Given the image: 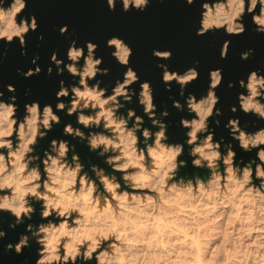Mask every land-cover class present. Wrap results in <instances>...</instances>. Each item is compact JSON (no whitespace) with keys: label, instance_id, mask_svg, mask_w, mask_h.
<instances>
[{"label":"clouds","instance_id":"9594fccd","mask_svg":"<svg viewBox=\"0 0 264 264\" xmlns=\"http://www.w3.org/2000/svg\"><path fill=\"white\" fill-rule=\"evenodd\" d=\"M106 2L114 12L118 0ZM185 2L191 6L196 0ZM119 3L125 13L143 12L150 0ZM26 9L27 0H0V41L18 40L21 49L26 48L27 34L39 27L35 15H22ZM245 17H250L256 33L264 34V0H201L196 35L220 30L228 36L243 35ZM59 31L67 33V25ZM230 44V40L223 42L222 60L227 59ZM106 46L114 49L111 56L126 69L110 94L97 79L109 74L108 68L101 67L103 58L95 55L98 45L86 42L85 54V47H78L75 40L66 52L68 63L58 59L57 52L50 57L57 75L67 71L74 80L78 78L70 85L59 82L55 110L33 101L24 105L25 115L19 118L17 97L5 101L0 91V213L14 217L9 224L14 230L33 219L39 204L40 219L46 221L28 223L30 235L21 234L6 249L21 255L34 241L39 246L35 264H264V127L249 132L239 117L224 124L242 152L255 150L254 157L238 160L233 144L223 136L215 139V127L210 126L219 127L220 119L211 118L223 115L216 92L223 81L222 70H210L207 93L197 99L193 93L185 96L187 86L199 79L196 67L181 74L158 63L166 90H172L174 81L179 95L185 97L183 104L170 97L172 107L191 116L179 120V127L187 129L186 140L169 142L165 122L169 112L165 109L157 115L151 83L140 82L130 66L132 48L117 36L107 39ZM253 54L250 48L240 58L248 60ZM152 55L164 61L171 59L172 52L153 49ZM37 60L38 55L32 64ZM52 72L48 67L47 74ZM40 73L36 66L23 76ZM261 73L253 70L246 80L229 82L228 88L238 83L245 90L237 94L238 107L230 108L233 114L239 110L264 121ZM136 83L138 95L132 88ZM7 91L16 89L9 84ZM134 97L151 128L144 126V117L134 109L128 108L126 115L121 112ZM57 112L76 116L82 127L66 123L63 135L86 143L107 168L91 163L86 167L76 144L66 139L53 138L42 155L37 151L39 142L62 122ZM186 146L192 168L206 175L199 171L181 175L189 166L188 160L181 159ZM6 235L0 230V239Z\"/></svg>","mask_w":264,"mask_h":264},{"label":"water","instance_id":"95a60500","mask_svg":"<svg viewBox=\"0 0 264 264\" xmlns=\"http://www.w3.org/2000/svg\"><path fill=\"white\" fill-rule=\"evenodd\" d=\"M22 15L27 17L35 15L39 25L35 32L30 31L27 34L26 48L21 49L18 40H14L11 44L0 41V91L4 92L2 99L5 101L13 95L17 97L19 118L25 115L24 105L33 101H38L41 108L45 104H50L55 110L58 102L55 94L59 90V82L64 80L66 85H70L78 81V78L74 80L67 71L63 75H57L56 66L50 59L51 54L57 52L58 59L68 63L66 52L73 40L77 42L78 47H85L88 41L98 45L95 55L97 58H103L101 67L108 68L109 74L98 76L97 79L102 81L101 87L107 88L110 94L116 80L122 81L123 73L126 71L125 67L111 56L114 49L106 46L107 39L117 36L132 48L130 66L139 75L140 82L151 83L154 102L158 109L157 115L165 109L169 112V116L165 118V122L169 123V142L183 143L186 140L187 129L179 127V120L181 117L191 118V116L186 110L181 112L172 107V99L179 100L183 104L185 97L179 95L180 87L174 81L172 90H166L162 81V70L156 65L167 64L170 71L181 74L190 67H196L200 73L199 79L187 86L185 96L193 93L197 99L207 93L210 70L219 68L222 70L223 81L216 89L220 97L217 107L222 110L223 115L211 118L213 121L215 119L221 121L219 127L214 123L210 124L211 127H215V139L219 140L223 136L226 143L231 142L238 154V160L243 157L247 161L255 156V150L251 154L242 152L238 142L232 141L228 130L224 128L228 119L233 117H239L241 126L249 132L264 127V121L253 115H245L239 110L235 114L230 111L231 106L238 107L237 94L245 90L239 88L238 83L236 87L230 89L229 82L246 80L247 75L257 69L264 74V34L254 31L250 17H245L247 30L243 35L228 36L224 30H220L209 32L205 36H197L196 31L200 26L201 18V0H196L191 6H188L185 0H150L145 11L139 12L133 9L127 13L122 11L119 0L114 12L109 11L106 0H27V9ZM64 25H67L68 32L61 35L59 29ZM41 35L44 37L43 40L38 39ZM225 40H230L231 44L227 59L222 60L220 49ZM250 48L254 49V54L248 60H242L240 54ZM153 49L171 51L172 57L169 60H158L152 55ZM21 51H26L27 55H21ZM37 55L39 60L34 65L31 61ZM80 64H83V60ZM36 66L41 68V73L26 79L23 73ZM48 67L53 68L51 75L47 74ZM9 84L15 87L14 93L7 91ZM132 88L138 95L139 83L132 85ZM128 108L134 109L137 115L144 117L145 127H152L151 122L144 116L143 107L139 105L137 97H134L121 112L126 115ZM57 114L62 122L54 125L48 137L39 142L37 151L42 155L53 138L66 139L76 144V150L86 167L91 163L107 168L102 158L88 151L86 143L63 135V127L66 123L70 122L74 127H82L77 124L76 116L69 117L65 112H57ZM155 130L157 129H153ZM181 159L188 160L189 163L187 168L181 170V175L190 176L197 171L201 175H206L204 171L192 168L191 160L187 155V146ZM35 207L36 213L33 219L25 220L24 224L14 230L9 228V224L14 222V217L6 212L0 213V230L7 233L5 238L0 239V264H35L39 246L34 241H30L31 246L25 248L21 255H17L14 250L6 249L8 243H17L21 234L30 235L26 232L28 223L46 222L40 219V205L36 204Z\"/></svg>","mask_w":264,"mask_h":264}]
</instances>
